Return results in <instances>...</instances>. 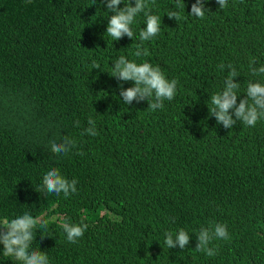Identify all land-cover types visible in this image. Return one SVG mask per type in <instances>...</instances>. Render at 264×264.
<instances>
[{
    "label": "trees",
    "instance_id": "16d2710c",
    "mask_svg": "<svg viewBox=\"0 0 264 264\" xmlns=\"http://www.w3.org/2000/svg\"><path fill=\"white\" fill-rule=\"evenodd\" d=\"M184 2L176 21V0H149L159 33L140 41V13L134 37L114 41L106 0H0V220L37 219L29 251L49 264H264V119L225 128L209 111L228 65L237 106L249 81L264 83L251 72L264 66V0H205L202 19L189 15L196 0ZM138 44L146 56H135ZM121 55L177 80L174 99L156 110L147 99L125 104L121 85L134 81L111 75ZM65 136L75 146L53 153ZM53 167L78 181L75 193H44ZM64 222L88 227L71 243ZM216 223L230 239L211 241L209 257L197 235ZM181 228L189 246L170 249L165 234ZM2 250L0 264H21Z\"/></svg>",
    "mask_w": 264,
    "mask_h": 264
},
{
    "label": "clouds",
    "instance_id": "9594fccd",
    "mask_svg": "<svg viewBox=\"0 0 264 264\" xmlns=\"http://www.w3.org/2000/svg\"><path fill=\"white\" fill-rule=\"evenodd\" d=\"M122 2L125 4L123 8L120 7ZM152 2L154 3V0ZM217 3L220 8H226L228 0H217ZM106 7L109 12L114 13L109 18L106 30V34L112 37L114 41L120 40L125 35L129 38L134 37L131 25L140 13L144 14L147 25L139 33L140 41L150 40L160 31V17L152 13L149 0H135V6L132 5V0H128L127 3L125 0H106ZM175 8L179 10H170L167 16L170 19L179 21L183 18L184 0H176ZM205 9H207L205 0H196L191 6L189 15L202 19L205 16ZM136 47L135 56L140 57L148 54L147 50L141 51V45L138 44ZM252 63L254 64L255 61L253 60ZM93 67L94 69L99 68V65L94 62ZM220 67L223 68L224 66L220 65ZM228 67L231 71H229L224 81L223 91L210 97L212 105L209 108L210 115L214 116L217 123L223 124L225 128H232L237 121L242 122L243 125L255 127L259 120L264 119V83L249 81L245 98L241 99L237 106L239 97L237 90L240 84L235 82V78L239 74L232 65H228ZM251 72L254 76L264 74V66L259 69L252 67ZM111 75L121 81H134V87H130L127 90H124L123 85H121L120 96L123 97V102L127 105H131L133 100L141 101L147 99L148 108L156 110L164 107L163 101H171L176 95L178 81L167 79L159 67H154L147 61L137 63L121 55L114 61ZM230 110L233 111L230 112ZM233 112L235 119L233 118ZM88 124L89 127L85 129V132L92 136L97 135L95 121L89 118ZM74 146L75 142L65 136L62 143L53 142L51 144V151L56 154H67ZM77 183L76 179L69 181L60 174L56 167H53L43 177L42 188L44 193H55L57 195L63 193L64 197L67 198L71 193L77 191ZM37 224V219L28 212L11 220H0V244L3 245V256L13 257L21 264H49L46 252L40 250L29 251L31 242L34 239L33 230L36 229ZM46 227V221L40 222V229H46ZM62 227L67 234V240L71 243H76L84 235L88 225L83 222L81 224L64 222ZM165 235V243L170 249L177 246L180 249H185L189 246L191 237L183 228L175 234V239L173 238L174 234L171 232ZM43 237L47 236L42 234ZM197 237L196 250L206 253L209 257L217 254L216 248L209 247L211 241L214 239H230L227 226L220 223L201 228ZM148 255H151V253L149 252Z\"/></svg>",
    "mask_w": 264,
    "mask_h": 264
}]
</instances>
